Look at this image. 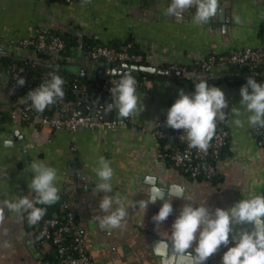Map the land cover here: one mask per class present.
Listing matches in <instances>:
<instances>
[{
	"label": "crops",
	"instance_id": "1",
	"mask_svg": "<svg viewBox=\"0 0 264 264\" xmlns=\"http://www.w3.org/2000/svg\"><path fill=\"white\" fill-rule=\"evenodd\" d=\"M219 2L218 15L201 26L194 23L195 8L185 12L183 21L169 17L166 10L171 0H0V50L29 60L38 55L44 59L43 53L15 43L32 38L39 27L73 33L79 42L84 37L95 36L106 43L134 38L148 52L153 65L192 64L209 52L232 53L262 45L264 0ZM83 54L79 44L75 56L64 64L59 63L77 75L78 66H88ZM223 72L216 70L217 74ZM242 86H217L228 101V108L224 109L226 118L218 121L230 134L218 163L217 182L188 178L158 157L156 120L167 116L171 101L178 98L180 89L187 92L186 84L158 79L149 89L136 91L143 110L140 115H134L135 122L126 125L110 130L82 129L76 133L61 128L44 139H38L35 127L27 123H10L0 129V201L31 195L28 184L32 174L27 165L33 160H44L57 171L56 185L61 199L56 203L61 211H65L63 203H66L74 213L93 264H161V258L152 250L153 238L159 236L152 217L163 201L150 204L146 212L131 207L135 200L146 198L143 193L146 175L157 177L158 183L184 186L186 195L194 198L195 206L206 203L212 211L217 207L228 209L253 194L264 195V139L255 135L254 127L247 123L248 113L239 104ZM109 100L113 99H105V105ZM11 105L6 77L0 69V106L7 110ZM233 107L240 109L243 127L233 123ZM111 112V117H118L115 107ZM4 139L12 140V146L4 147ZM100 157L110 162L114 171L112 194L120 195L128 213L122 226L112 230L101 229L97 220L98 216L106 215L99 208L104 193H93L99 182L94 170ZM185 202L172 200L174 211L161 226L162 230L170 229ZM116 207L114 204L110 211ZM0 211V264H59L55 259H43L53 245L44 242L38 229L40 221L29 225L27 213ZM253 227L247 223L233 224L231 233L251 231ZM222 246L216 252L218 257L215 253L211 256L216 264H222L225 253L221 252ZM228 246L234 243L229 242Z\"/></svg>",
	"mask_w": 264,
	"mask_h": 264
},
{
	"label": "clouds",
	"instance_id": "2",
	"mask_svg": "<svg viewBox=\"0 0 264 264\" xmlns=\"http://www.w3.org/2000/svg\"><path fill=\"white\" fill-rule=\"evenodd\" d=\"M191 8H195L194 23L203 26L218 15L220 2L171 0L166 12L169 17L183 21L185 12ZM236 22H239V17H236ZM16 83L23 86L26 81L20 77ZM64 83L60 75L51 74L45 83L28 92L27 101L31 102L36 111L43 112L49 105L64 98ZM111 96L113 102L104 106L105 113L111 112L115 107L119 118L125 119L140 115L143 110L136 95V81L130 74L122 76L112 86ZM240 96L239 104L248 113V125L264 127V83L257 82L254 77H248L240 89ZM226 108L228 101L224 91L220 87L210 86L207 79L201 78L195 82L193 93L179 90L178 98L167 110L166 125L176 130L183 129L184 133L180 139H186L189 148L205 151L214 135L217 120L226 118ZM231 114L235 117L233 123L237 127H243L244 122L239 118L240 109L233 107ZM3 146L11 147L12 140L4 139ZM27 169L32 174L28 184L31 195H23L15 201H0V209L27 213L28 222L35 225L46 211L36 205L55 204L61 196L56 185L57 171L54 167L44 160L37 159L27 165ZM94 171L99 182L95 184L93 193H104L99 201V208L106 213L103 217H97L99 226L107 230L120 228L128 213L120 195L112 194L113 168L108 160L100 157ZM143 184L146 185L143 191L146 198L135 200L131 207H138L146 212L150 204L163 201L158 213L152 217L155 231L161 237L152 246V250L154 255L161 258V264H205L222 245L229 244L232 225L245 223L252 224L253 229L240 232L235 245L224 253L222 264H264V195L253 194L228 209L217 207L212 211L206 203L195 206L194 198L187 196L185 187L180 184L164 181L158 183L157 177L152 175H146ZM173 199L187 202L183 204L170 229L162 230L161 226L174 211ZM114 204L118 207L115 211H110Z\"/></svg>",
	"mask_w": 264,
	"mask_h": 264
},
{
	"label": "built area",
	"instance_id": "3",
	"mask_svg": "<svg viewBox=\"0 0 264 264\" xmlns=\"http://www.w3.org/2000/svg\"><path fill=\"white\" fill-rule=\"evenodd\" d=\"M63 2H72L74 0H60ZM94 44L87 49H83V57L88 62L87 73H91L98 63L103 62L106 67L117 65L120 62L131 63L138 61L142 57L132 52L133 42H127L123 47L119 48L102 42L98 36L92 37ZM138 42L137 40H135ZM16 44L23 47H31L36 53H45L44 59H39L38 55L31 61V64L12 65L3 71L6 77L7 87L11 96L12 105L6 111L9 112L10 120L7 123L0 122V128L10 123H27L35 127L34 134L38 139L49 137L51 133L57 129L65 128L71 133H76L82 129H98L110 130L120 125H126L128 122H135V117L121 119L118 117L105 118L104 100L112 98L111 88L119 81L122 76L110 75L104 78L95 79L90 83L82 81L78 76L71 82V88L77 93V101L67 104L65 96L62 100H58L54 105L63 106L56 114H47L36 111L31 102L27 101L26 95L30 90L36 89L39 85H31L26 87L27 83L19 86L16 80L23 77L26 82L36 73L37 63L49 65L55 68L56 64L66 58V43L64 39L50 31L45 27H39L32 38H26L15 41ZM145 57L151 63L148 52ZM264 61V43L259 47H248L236 50L232 53L219 54L209 52L204 54L192 64H184L173 62L168 64L169 69L177 71H186L189 65H195L200 71L211 73L214 76L217 69L224 72L228 71L232 64L245 65L250 64L251 69L247 72L248 77L258 75L253 68L256 64ZM151 65H153L151 63ZM54 70L49 75L54 74ZM124 76V75H123ZM136 81V91L149 89L150 86L158 81L147 75H131ZM64 92L66 88V80H64ZM29 85V84H28ZM187 92L189 94V87ZM13 89H15L13 91ZM174 98L171 105L176 101ZM85 106L86 115H79V108ZM49 105L47 108H50ZM0 109L3 110L0 106ZM167 116L160 117L156 120L155 134L159 140L158 157L167 162L172 168L178 170L184 176L191 179L211 180L214 181L220 176L218 163L222 159L224 149L229 144V130L221 122H216L214 135L209 142L207 150L200 151L189 148L187 140H181L184 133L183 129L176 130L166 125ZM2 129V128H1ZM255 135L259 139H264V127H254ZM67 220L61 222L57 218H47L43 221L39 228V232L44 242L50 243L57 248L59 256V264H93V260L86 250L84 233L81 231L79 223L74 217V213L70 210L66 203H63Z\"/></svg>",
	"mask_w": 264,
	"mask_h": 264
},
{
	"label": "trees",
	"instance_id": "4",
	"mask_svg": "<svg viewBox=\"0 0 264 264\" xmlns=\"http://www.w3.org/2000/svg\"><path fill=\"white\" fill-rule=\"evenodd\" d=\"M50 31H53L54 33L60 35L66 43V51H65L66 58L61 62L62 64H64L68 60V58H71L77 54V51L79 49V44H80L79 38L73 33L64 32L62 30H51L50 29ZM260 36L262 38V43H264V25L261 27ZM129 41L133 42L132 49H131L132 52H134L138 55H141V57H142L138 61H132L131 64H139V65H146V66L151 65V63L146 60L144 50L140 47V44L134 40V38H129L125 41L113 40V41H109L108 44H111L113 46L121 48ZM94 43H95V41L92 38L84 37V39H83V44H84L85 49L89 48V46H91ZM43 55H46V54L43 53ZM15 64H17V65L29 64L30 65L31 61L28 58H21V57L13 55L11 53H7L6 51L0 50V69L2 71L7 70L10 66L15 65ZM161 66H163L164 68H167L168 64H162ZM36 69H37L35 72L36 74L32 78L29 79V82H26L27 88L31 87V85L34 86L36 84L40 85V84L45 83L51 77V75H49V72L51 70H54V72H55L54 74L60 75L64 80L67 81L66 82V88H65L66 103L71 104V103H74L75 101H77V98H78L77 93L75 91H73L71 88V82L74 80V78L78 77L76 74L70 73V72L66 71L64 68H52L49 65H44V64H40V63H37ZM250 69H251L250 64H245V65L232 64L228 71L215 74L212 77H191V78H188L184 75L176 76V77H170L167 75L152 74V73H148V72H141L140 75H147L151 78H156V79H172V80H174L180 84H188L189 94H191L195 91V82H198L199 79H201V78L207 79L210 86H213V85L214 86H218V85H227V86L244 85L247 82V79H248L247 72H249ZM253 69L258 72V75L255 76V79L257 80V82L264 83V61L260 62L259 64H256V66ZM186 71H200V69L197 68L195 65H189L187 67ZM81 80L87 81L90 83L94 82V79L89 80V79H82L81 78ZM62 108H63L62 105L59 106V105L52 104L50 108L45 109V113L53 115V114H56ZM9 120H10L9 112H7L6 110L0 109V122L1 123H7V122H9ZM4 127H1V128H4ZM226 148L224 149V151L226 150ZM223 154H224V152H223ZM214 181L217 182V179H215ZM37 206L44 208L46 210L45 215L40 220L39 228L42 225L43 221L47 218H57L61 222H65L67 220L66 212L61 211L59 208V205L57 203L52 204V205L37 204ZM56 214H57V216H55ZM75 219H76V217H75ZM26 220H27V216H26ZM28 224L31 225L29 222H28ZM43 259L44 260L55 259V261L58 262L59 256L57 253L56 246L53 245L52 250L48 254H46V256L43 257Z\"/></svg>",
	"mask_w": 264,
	"mask_h": 264
},
{
	"label": "water",
	"instance_id": "5",
	"mask_svg": "<svg viewBox=\"0 0 264 264\" xmlns=\"http://www.w3.org/2000/svg\"><path fill=\"white\" fill-rule=\"evenodd\" d=\"M80 48L83 50V42H80ZM55 68H64L61 63L56 64ZM76 71L78 72L77 75L82 78V79H98V78H104L105 76H110V75H119L123 76L126 74H130L133 76H138L141 72H148L152 74H162V75H167V76H181L184 75L188 78L191 77H210L211 73L208 72H203V71H177V70H172L169 68H164L161 65H139V64H131L127 62H120L117 65L109 66L106 67L103 62H100L97 64V66L93 69L91 73H87V71L84 68L77 67ZM113 101V100H111ZM109 100V103H112ZM108 104V103H107ZM79 115H86L87 110L85 106H81L79 108ZM104 115L105 118H110L112 116V112L105 113L104 110ZM57 216V214L55 215ZM244 228H248L247 225L244 226ZM233 231V228H232ZM240 232L237 231L235 234L231 233L230 235V242L234 245L236 243V239H238ZM161 237L160 236H155L153 238L152 244L154 245ZM228 245L227 246H222V251L221 252H226L228 250ZM219 253V252H218ZM216 257L217 256V253ZM213 254L212 256L214 257ZM205 264H216L213 262L212 258L210 257Z\"/></svg>",
	"mask_w": 264,
	"mask_h": 264
}]
</instances>
